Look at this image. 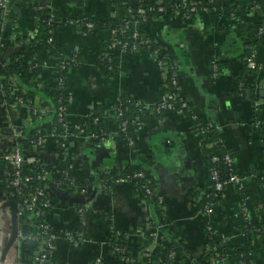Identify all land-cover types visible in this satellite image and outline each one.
Here are the masks:
<instances>
[{"label": "crops", "instance_id": "1", "mask_svg": "<svg viewBox=\"0 0 264 264\" xmlns=\"http://www.w3.org/2000/svg\"><path fill=\"white\" fill-rule=\"evenodd\" d=\"M116 1V5L108 6L104 0H24L0 8L2 38L8 41L13 33L23 38L18 44L21 55L29 56L32 65H37L42 83L56 86L58 55L76 58L77 66L69 71L64 86L68 97L66 122L80 127L86 115L92 113L108 131L107 139L101 141L83 132L68 147L67 141L62 147L49 138L39 148L52 174L67 161L75 182L93 180L87 193L78 198L52 189L51 208L44 217L47 223L58 235L66 229L80 230L85 238L74 247L59 236L54 241V264H93L96 259L100 264H142L138 253L146 231L144 204L154 217L163 246L172 244L180 251L181 264H236L232 256L246 242L250 246L246 264H264V184L256 180L264 177V129L258 120L264 119V31L256 39V59L262 69L242 71L239 58L246 48L249 29L264 14V0H227L235 16L208 10L193 13L185 20L169 16L151 18L138 25L140 32L164 49L177 69L190 111L198 121L217 129L234 172L244 178L241 190L233 185L224 188L211 216L213 240L226 246L221 263L204 259V220L191 204L192 195L209 174L189 115L168 111L159 118L142 119L135 150L131 151L111 118L104 114L120 93L144 104L159 99L162 81L154 59L145 50L136 54L114 51L116 73L112 78L106 77L96 67V61L109 31L99 28L94 35L86 36L76 26L65 23L76 16L102 20L106 15L114 17L121 6L162 0ZM47 7L53 9L59 23L51 33L52 46L36 37H40L42 11ZM53 45L60 47L62 53H57ZM212 61L219 66L214 76L210 72ZM27 112L23 104H4L0 89V264H32L29 242L19 244L13 233V213L4 196L8 172L4 155L11 150L13 133L22 127ZM61 154L65 159L61 160ZM125 165L146 170L151 197L137 195L129 182H112L107 187L99 183L106 171L114 173ZM224 172H228L225 166ZM156 197L163 200L161 216L154 214ZM76 202L84 207L82 215L76 212ZM243 203L246 219L241 214ZM243 224L250 228L244 231ZM111 230L125 234L123 244L130 248L132 260L117 258L109 251L107 239ZM158 250L154 248V254H160L162 249Z\"/></svg>", "mask_w": 264, "mask_h": 264}, {"label": "built area", "instance_id": "2", "mask_svg": "<svg viewBox=\"0 0 264 264\" xmlns=\"http://www.w3.org/2000/svg\"><path fill=\"white\" fill-rule=\"evenodd\" d=\"M24 1V0H23ZM13 2H21V0H0V8L5 9L8 5H10ZM175 2V1H173ZM158 4L160 2H157ZM180 4L182 5V8L185 9L187 13L184 14V16H179L178 14H175L173 16H177L181 19H186L189 15L196 13V12H206L208 10H214V7L217 5H213L212 8L207 9L205 7L200 6V0H181ZM179 4H176L174 6H178ZM48 13H47V22L44 25L45 32L42 34V40H44L46 43L52 42L51 33L53 29L51 28L52 24H59L56 20V15L54 14L53 10L50 7H47ZM164 11V7L161 5H158V8L156 9L155 15L151 18H158L161 19V13ZM144 14L143 9H138L137 14L133 16V20H123V26L121 29L124 31H130L132 32V38H139L137 47H132L130 51L126 50V44L119 36L114 35L115 32H112L111 37V43L107 46V48H103L102 53L99 55V58L102 60H111L113 66H115V61L112 57V53L114 51H119L120 53H129V54H136L140 50H145L149 47L150 44H157V41L151 39L146 34L138 35V25L140 22H143L147 19H143V21H140L137 19L138 16L142 17ZM113 16L119 20V16L115 13H113ZM87 21L84 24H79L77 21H65L68 25L76 26L77 29H84L81 33L83 35H87L93 29L95 28V25L93 22H91L89 17H85ZM264 31V14L260 20V24L257 28V34L254 36V38H248L246 43L249 44L248 48L250 51V54L245 58L246 67L254 72H258L262 69L261 63H259L256 59V39L258 36H260ZM18 35V34H17ZM48 35V36H47ZM15 37V36H14ZM14 37L9 38V41L14 40ZM6 41L2 38V35L0 34V47L2 46L3 42ZM159 47H161L159 45ZM162 48V47H161ZM13 51H16V48L8 49L2 53H0V78L5 79L6 78V84L11 88L12 92L10 93V102L8 101V105L10 103H19L23 104L22 98L18 97L19 93H22L23 90L19 89L17 86V82L15 78L10 74L7 73L4 66V59H6L10 53ZM148 54L154 59L156 67L158 69L161 81H162V93L159 97V99L153 103L150 104H144L141 101L137 100L138 103L136 105H139V108H144L147 112L148 118H156L158 114H164L168 111H178L181 113L183 112V109H187L189 112L190 120L192 121L191 130L196 138V142L198 147L201 146L202 141L205 139L207 135H209L210 129H212V126L210 123H204L202 124L201 121H198L197 117L194 115L193 112L190 111L188 104L186 103L182 88L180 84V78L179 74L177 72V69L169 62L168 57L166 54H162L159 49H154L151 52H148ZM112 57V58H111ZM76 61V58L73 56H69L68 58L64 57L63 55H58V61L57 66L59 68H65L71 65ZM37 67V65H36ZM116 68V66H115ZM219 66L218 62L212 61L210 64V72L211 75L214 76L218 73ZM40 79V77H39ZM42 82V81H41ZM65 81L62 80V77L57 76L56 85L58 87H64ZM44 84V83H43ZM43 84L41 83L39 86L36 87V90L43 89ZM1 89V86H0ZM64 91V90H63ZM65 93V92H64ZM120 103V102H119ZM117 106L113 107H106L104 114L108 117L112 116L115 123L119 121V117L121 115L119 104ZM28 112L27 117L22 124V127L18 130H16L13 133V145L11 150L4 155V160L7 163L8 166V172L5 179V186L6 188H10L11 191L9 192V195L11 197H17L19 199L18 202L15 203V211L14 216L16 220V226H17V242L19 244H23L26 242H32L35 246L33 251L31 252V263L32 264H51L50 257L55 249L54 241L60 236L64 240H66L69 244H71L74 247L79 246L81 243L84 242L85 238L83 237V231H77L75 235H71L65 230L60 231L59 235L54 232V230L50 227V225L47 223L46 220L44 222L38 223V219L40 214H43L44 212L47 213L51 208V194L52 189H56L59 191H65L61 188H59V183L57 181V177L61 173V171H56V174L50 173V170H46L45 167H43L42 163H39L35 156L32 155V153H26L19 145H16V140L21 137L23 134V129H27L30 127H36L37 125L45 127L43 130H41L39 138L34 146L41 147L49 138L52 139L54 142H57L54 138L59 140L62 147H66L65 143L68 140L75 139L79 136V134L86 132V134L96 138L89 132L85 130L84 125L80 127H71L65 120V102H63L61 105H59L56 109L51 108L50 103L48 100H41L40 97L35 96V100L32 107L26 106ZM111 113V114H110ZM56 116L58 125H52L51 117ZM88 115H91L95 118V120L98 121L99 117L96 114L89 113ZM146 118L145 116H139L137 117L136 124L138 128L135 130V133L140 129L142 125V119ZM259 123V121H256ZM49 126H52L49 128ZM127 127L126 122H122L119 124V128L121 132L125 133ZM118 129V128H117ZM74 130H77L75 132ZM127 147L131 150H135V142L128 137ZM206 149H208V156H210L211 161L215 162L220 159V152H218L216 148V144L214 142L207 143L205 145ZM34 150H32L33 152ZM64 151V150H63ZM60 157L61 160L65 159V155L61 154ZM221 161L223 165L227 168V176L225 180L220 179L219 173L216 168L210 169V178L213 181V188L217 192H221L223 194L224 188L227 185H234L238 190H241L243 188L244 184V178L237 173L234 172L232 168V159L228 154H225L221 157ZM34 164V167H31L30 165ZM37 167V168H36ZM106 173H108L106 171ZM71 176V175H70ZM251 178H256L255 175H251ZM70 185L73 186V189L75 190L74 194L76 193L79 195V197L84 196L88 189V186H85L83 188H80L77 184L74 185V179L72 176L69 179ZM136 182V188H132L134 192H137V195H141L142 197H151L153 194L152 189L150 186V181L148 177L145 175L144 171L140 169L139 167H134L133 170L126 176V178H122L121 176H117L116 179H114L113 182L115 183H121V182ZM85 181H76V183L80 184ZM101 184V182L99 181ZM30 184H36L35 187L31 188ZM197 192V194H196ZM8 195V196H9ZM205 195L201 191V189H197L194 194L192 195V201L191 204L194 206L196 201L199 199L200 196ZM39 200L41 202L39 203ZM8 201L13 200H7L5 199V204ZM153 205L155 207L154 214L155 215H163L164 213V206H163V200L161 197H156L153 201ZM40 206L41 209L38 207ZM215 203H210L204 207L203 212L197 211V214L200 218H202L205 222V229L212 235L213 238V231H212V223H211V216L214 210ZM84 210L83 205H81L78 209H76V212L79 215H82ZM143 217L146 225V231L143 233L141 239L144 242L147 237L151 238L150 245H147L145 247L140 248V251L138 253L140 262L141 259H143L148 254H154L153 250L157 247V249L161 250L163 246V240L161 238L160 233L157 231V226L154 223L153 215L150 212L148 205H143ZM241 214L244 219H246V208L245 204L243 203ZM26 217V220L24 222H21V217ZM27 228H30L31 231H36L34 235L32 236L27 231ZM262 230L264 231V223L262 224ZM116 232V230L110 231V236ZM160 240L162 242H160ZM217 247H209L205 246L206 254L210 253L213 250H216ZM248 255V254H247ZM156 256H160V254H156ZM169 259H172V264L178 263V258L175 252L169 253ZM213 261V259H211ZM93 264H100V260L96 259ZM149 264H167V263H161L160 260L151 261Z\"/></svg>", "mask_w": 264, "mask_h": 264}, {"label": "trees", "instance_id": "3", "mask_svg": "<svg viewBox=\"0 0 264 264\" xmlns=\"http://www.w3.org/2000/svg\"><path fill=\"white\" fill-rule=\"evenodd\" d=\"M23 1V0H21ZM160 3L158 4L157 2H151V3H144V2H140V3H135L132 4L129 7L126 6H121L120 8H118V10L116 11V14L119 16V20L116 19L115 17H109V16H105L102 20L96 19L95 17H90L91 22H93V24L95 25V28L93 29V31H91L90 33H88L86 36H91L94 35L96 30L99 28H103L109 31V38L108 40H106L103 44L104 48H107V46L111 43V37H112V32H115L114 35L119 36L121 38V40L124 41V43L126 44V50L130 51L132 49V47H137L139 38H132V32L130 31H124L122 28L123 24V20H129L132 21L133 20V16H135L137 14V10L138 9H143L144 10V14L142 17L138 16V20L143 21V19H151V17H153L155 15L156 9L158 8V5H161L164 7V11L160 14L161 17L167 18L169 16H173L175 14H178L179 16H184L185 13H187L185 11L184 8H182V5L180 4L181 0H176L175 2L171 1V0H162L159 1ZM104 3H106L108 6H113L117 4L116 0H104ZM200 6L201 7H205L207 9L212 8V6L215 4L217 6L214 7V10L216 13L218 14H222V13H227V14H234L233 13V7L230 6V4L228 3L227 0H200ZM176 4H179L178 6H174ZM48 9H44L42 11V16H41V29H40V37L36 36L38 39L42 38V34L45 32L44 30V25L47 22V13H48ZM235 16V14H234ZM143 18V19H142ZM67 21H77L79 22V24H84L87 19L85 17H71L68 18ZM141 23V22H140ZM260 24L259 23L256 24V26H254L253 28L249 29V38H254V36H256L257 34V28ZM58 25L56 24H52L51 28L55 29ZM79 32L84 31V29H79ZM144 33L142 32H138V35H143ZM15 36V37H14ZM48 36V35H47ZM12 37H14V40L11 41H4L2 46L0 47V53L11 49V48H16V51H13L12 53L9 54V56L4 59V63H5V70L7 73H10L16 80L17 82V86L19 89L23 90L22 93L18 94V97L22 98V102L23 105L28 106V107H32L34 100H35V96H39L41 98V100H48L50 103L51 108L56 109L59 105H61L63 102L66 103L68 97L66 96V94L64 93V87H58L57 85H47V84H43L41 82V80L39 79V70L34 66V64L32 65L31 61H30V57L26 56V55H21V48L18 47V44H20L23 41V38L15 35L13 33ZM35 37V38H36ZM36 38V39H37ZM52 46V43H49ZM249 44L245 43V50L242 51V54L239 56L240 58V62H241V66H242V71H244L245 69H247L246 67V63H245V58L250 54L249 48H248ZM53 48L55 49V51L59 54L62 53V49L60 47H57L56 45H53ZM154 49H159L160 52L162 54H165V51L163 48L159 47V44H150L149 47L146 49V52H151ZM129 54V53H126ZM71 57V56H70ZM112 58V57H111ZM77 65L75 64V61L73 63H71L70 66L65 67V68H59V66L56 67L57 70V76L62 77V80L65 81L64 86L66 84V79H67V75L69 73L70 70L74 69ZM96 67L103 73V75H105L106 77L112 78L115 73H116V68L115 66H113L112 61L111 60H102L101 58H99L96 61ZM43 84V89L40 90H36V87L39 86L40 84ZM0 86H1V92H2V100L4 102V104L8 105V101L10 102V93L12 92L11 88L6 84V78L5 79H1L0 78ZM120 102V103H119ZM118 103L119 105V109H120V117H119V121H117L115 123V121L113 120V117L110 116L111 120L113 121V123L116 125V127L118 128V133L120 134V136L123 138L124 143H127L128 137H130L134 142L136 141V133L135 130L138 128L137 124H136V120L137 117L139 116H145L147 117V112L144 108H139V105H136V103H138L137 98L132 97L126 93H120L118 95L117 98V102L115 104H110L108 107H113V106H117ZM11 104V103H10ZM183 112L185 114H189V112L187 111V109H183ZM111 114V113H110ZM162 114H158L156 117L159 118ZM86 120L84 123V127L85 130L87 132H89L90 134H92L93 136H95L98 140H105L107 139L108 136V131L107 129L104 127V125L100 122V120L98 119L95 120V118L91 115H86ZM51 122L52 125H58L57 122V118L54 115L53 117H51ZM258 120H260L263 129H264V119L258 117ZM122 122H126L127 123V127L124 132L120 131L119 128V124H121ZM202 124H204L202 122ZM52 126H49V128H51ZM45 127L39 126L37 125L36 127H30L27 129H23V134L21 135V137H19L16 140V145H19L26 153H32L33 156H35V159L39 162L43 164V167H45L46 170H50L51 173V169L48 168V163L46 162V160L44 159V157L42 155H40V150L39 147L34 148L39 135H40V131L43 130ZM75 132H77V130H74ZM57 142V144H60L61 142L59 140H57L56 138H54ZM71 140H68L66 143V146L68 147V143ZM210 142H214L216 144V148L218 150V154H220V159L218 161L212 162L210 156H208V149H206L205 145L207 143ZM200 149L204 155L205 158V167L207 168L208 171V177L205 181V183L200 187L201 191L203 192V194L199 197V199L196 201L195 203V210L199 211V212H203L204 207L210 203H218L222 197L221 192H217L214 190L213 188V181L210 178V169L211 168H216L218 173H219V177L222 180L226 179L227 173L224 172V165L221 161V157L225 154H227V152L224 150V144H223V139L222 137L218 134L217 129H215L214 127H212V129H210L209 131V135H207L205 137V139L202 141V144L200 146ZM32 150H34L32 152ZM31 167H34V164L30 165ZM37 168V167H36ZM133 166L132 165H125L124 167L121 168H116L114 173H106L100 176V182H102V184L107 187L110 183H112L114 181V179L117 178V176H121L122 178H126V176L128 174H130V172L133 170ZM140 169H142L145 173V175L148 177L149 181H150V177L149 174L146 172V170L141 166L139 167ZM61 173L59 174V176L57 177V181L59 183V188L63 189L65 191V193H67L68 195H71L75 198H78L79 195H77L76 193L74 194L75 190L73 189V186L70 185V175H71V167L70 164L66 161L63 164V168L60 170ZM258 182H261L264 184V177H257L256 179ZM93 182V180L91 179H87L85 182H82L80 184L76 183L74 181V185H78L80 188H83L85 186H89L91 185ZM5 185V183H4ZM36 184H30L31 188L35 187ZM136 182H132L131 183V187L132 188H136ZM151 189V183L149 186ZM11 191L10 188H6L5 186V199H9V200H13V202H18L19 199L17 197H11L9 195V192ZM197 194V192H196ZM9 195V196H8ZM41 202V200H39V203ZM81 206V204L79 202H76V209H78ZM40 209L41 207L38 206ZM45 212L43 214H40L39 219H38V223L44 222L45 220ZM26 220V217H21L20 221L24 222ZM204 226H205V222H204ZM243 230L245 231L248 230L250 227L247 226V224H243L242 225ZM27 231L29 232V234H31L32 236L34 235V233L36 231H31L30 228H27ZM65 231H67L68 233H70L71 235H75L77 233V230H68L66 229ZM124 233H122L121 231H116L114 232L110 237H108L107 239V245H108V249L109 251L117 258H123L125 260H132V255L130 253V248L127 247L125 244H123L124 241ZM84 237V236H83ZM151 243V238L146 236V239L144 242H142L140 244V248L145 247L147 245H150ZM34 244L32 242H29L28 247H29V252L31 253V251L33 250L32 248H34ZM205 246H209V247H217L216 250L211 251L210 253H208L204 259L207 260L208 262H210L211 259L214 260V262H218L221 263L223 258L226 255V246L223 243H217L213 240L212 235H210V233L205 229ZM139 248V249H140ZM250 246L248 244V242L244 243L242 247H240L239 249H237V251L235 252V254L232 256L233 261L236 264H246L247 262V254L249 252ZM159 251V250H158ZM175 252V254L177 255V260L178 263L177 264H181V262L179 261V255L180 251L172 244H168L165 245L161 252H160V256H156V254H148L147 256H145L143 259H141L142 264H149L151 261H156V260H160L161 263H167V264H172V259H169V253ZM225 254V255H224ZM56 261V257H55V252L53 251L51 257H50V262L51 264H54Z\"/></svg>", "mask_w": 264, "mask_h": 264}, {"label": "water", "instance_id": "4", "mask_svg": "<svg viewBox=\"0 0 264 264\" xmlns=\"http://www.w3.org/2000/svg\"><path fill=\"white\" fill-rule=\"evenodd\" d=\"M6 205H9L12 209V213H13V218H12V221H11V228L13 230V233L15 235H17V226H16V220H15V216H14V211H15V203H13V201H8L6 203Z\"/></svg>", "mask_w": 264, "mask_h": 264}, {"label": "rangeland", "instance_id": "5", "mask_svg": "<svg viewBox=\"0 0 264 264\" xmlns=\"http://www.w3.org/2000/svg\"><path fill=\"white\" fill-rule=\"evenodd\" d=\"M51 8V7H50ZM52 9V8H51ZM53 10V9H52ZM234 186V185H233Z\"/></svg>", "mask_w": 264, "mask_h": 264}]
</instances>
